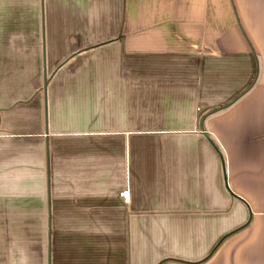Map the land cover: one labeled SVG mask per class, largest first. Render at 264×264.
Returning <instances> with one entry per match:
<instances>
[{
	"label": "crops",
	"instance_id": "1",
	"mask_svg": "<svg viewBox=\"0 0 264 264\" xmlns=\"http://www.w3.org/2000/svg\"><path fill=\"white\" fill-rule=\"evenodd\" d=\"M0 264H264V0H0Z\"/></svg>",
	"mask_w": 264,
	"mask_h": 264
},
{
	"label": "built area",
	"instance_id": "2",
	"mask_svg": "<svg viewBox=\"0 0 264 264\" xmlns=\"http://www.w3.org/2000/svg\"><path fill=\"white\" fill-rule=\"evenodd\" d=\"M120 197L124 200L125 203H129L131 200L130 191L128 189L120 193Z\"/></svg>",
	"mask_w": 264,
	"mask_h": 264
}]
</instances>
